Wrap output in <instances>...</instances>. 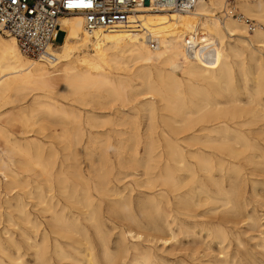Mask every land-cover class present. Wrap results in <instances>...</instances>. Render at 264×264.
Here are the masks:
<instances>
[{"label":"bare ground","instance_id":"bare-ground-1","mask_svg":"<svg viewBox=\"0 0 264 264\" xmlns=\"http://www.w3.org/2000/svg\"><path fill=\"white\" fill-rule=\"evenodd\" d=\"M225 2L200 0L188 11L145 4L128 17L125 25L110 30L87 31L82 14L65 15L58 20L65 32L62 43L48 46L45 53L33 58L21 52L13 35L0 32V108L11 105L7 113L12 120L26 123L29 118L42 115L36 131L43 133L52 125L59 126V131L47 137L57 139L64 150L77 151L82 147L88 151L86 172L77 162L73 163V172H67L57 161L53 143L48 147L37 139L23 143L10 137L0 126V138L8 147L6 155L0 154V171L7 183H17L18 174L9 168L10 164L35 171L37 177L33 205L44 214L47 227L30 217L25 204L19 202L16 206L20 221L30 224L32 229V235L24 229L21 233L33 249V264H158L150 247L142 249L138 243L129 244V239H144L142 231H147L144 240L169 243L181 232V227H173L176 219L170 212L164 213L165 227L127 226L128 230H119L115 242L110 240V230L100 227L97 210L101 203L96 207L98 201L93 192L114 196H120V192L110 186L106 150L102 149L103 153L96 156L90 149L96 145L98 136L91 132L87 135L84 130L82 109L78 105L86 106L85 95L104 94L103 104L110 110H114L111 102L120 103L122 109L114 111L123 114L117 119L118 124L129 129L127 140L135 147L143 143L144 158L134 159L143 164L141 183L150 190L157 182L164 186L158 195L167 205L171 193L177 205L181 201L176 193L183 184L178 171L190 172L191 180L203 173L217 187L213 192L199 184L204 199L218 200L223 194L225 203H229L233 195L225 191L222 180H214V171L219 172L220 178L238 179L242 175L241 166L228 158L245 157L248 150L259 151L258 157L264 162V0H234L235 7L242 12L239 13L257 20L252 31L240 16L222 11ZM233 65L237 67V75ZM248 74L253 75L252 89L245 83ZM240 88L248 94V108L239 105L236 96ZM138 96L144 98L136 103ZM257 109L261 115H257ZM140 112H145L146 117L143 135L135 120ZM158 112L162 114V126L156 120ZM113 114L98 118L89 111V119H102L101 124L113 123ZM194 146H198L195 151H187V147ZM188 157L195 160V165ZM162 159L164 165L158 169ZM27 185L28 180L19 181L20 187ZM56 194L83 209L84 217L71 213ZM149 199L155 201L156 197L150 195ZM128 204L125 200L112 205ZM81 218L93 227L82 223ZM133 223L139 224L136 220ZM222 232L218 231L219 237L225 239ZM1 233L0 229V264H4L1 254L11 262L25 264L19 254L12 259ZM261 242L264 247V237Z\"/></svg>","mask_w":264,"mask_h":264},{"label":"rangeland","instance_id":"rangeland-1","mask_svg":"<svg viewBox=\"0 0 264 264\" xmlns=\"http://www.w3.org/2000/svg\"><path fill=\"white\" fill-rule=\"evenodd\" d=\"M226 3L227 0L225 5ZM233 3L235 4L234 1ZM238 11L241 12L239 9ZM219 14H223V12L218 13V15ZM70 15L72 14H69L68 16ZM251 19L255 20L257 23L256 19ZM63 35L64 33L62 31L58 32L55 41L57 46L62 43ZM233 72L237 75V67L235 65H233ZM250 75L251 74H248L245 83L249 89H252L254 87V79L253 75ZM237 94L236 97L240 100L239 105H243V108H248L249 105L246 104L249 100L248 94L241 88ZM103 95L102 93H100V96L85 95L83 99L87 102L86 106L77 105L82 109V122L85 133L88 135V133L91 132L94 136L99 137H97L96 145L94 147L91 145L90 149H92V152L96 153V156H100L103 153L102 149L106 150V166L110 186L115 187L120 192V196L107 194L97 195L93 192L95 197L94 199L98 201L95 203L96 207L101 203L100 209L97 210L100 227H106L107 230H110V240L115 242L118 239V232L121 228L128 230V227H165L164 213L170 212V214L176 219L173 227H181V232L175 239L168 240L169 243H167V241L163 243L161 240L157 239L156 241L155 239L152 243L151 241L144 240L146 238L145 234L148 232L142 231V237L144 239L132 241L128 238L129 244L131 242L138 243L142 249L150 247L152 252L157 257L156 262L158 264H264V255H262L264 254V247L261 242V238L264 237V162H262L260 156L258 157L260 152L256 150H248L245 152V157L241 156L234 160L227 157L232 163L235 162L239 165V167L241 166L240 175H242L238 179L234 177L220 178L219 172L214 171V180L217 182H219V180L223 181L222 185L225 191H227L229 195H233L232 202L230 201L229 203H225L226 199L223 194L219 195L221 200L219 198L218 200H211L206 197L204 199V194L201 193V187L199 184L214 192L217 190L214 182L206 180L203 173H198V177L195 176V180H191V173L181 170L177 173L179 178L183 180V184L176 192L177 194H180L181 201L177 205L174 194L171 193L169 195L170 203L167 205L165 199L158 195L159 191L162 188H165L164 186H161L160 183L157 182L155 183L156 187L150 190L146 186L144 187L142 185L141 182L144 179L143 164L137 163L134 159L137 158L142 160L144 158L143 143H139L135 147L131 140H127L130 137L129 129L126 125L118 124L117 119L122 117L123 114H121L122 112L115 114L114 111L117 108L122 109V107H120V103L118 101L111 102V108L114 110H110L103 104V102H106ZM141 98L144 97L138 96L136 103H139V100H142ZM9 108H11V105L0 108V126L6 129L7 134H9L10 137L21 139V142L23 143L27 141L33 142L34 139H37L45 143V147H48L51 142L56 148L57 161L62 163V166L68 170L67 172H73L72 169L74 168L73 166L76 162L79 163L82 170L86 172V154L88 152L86 149L81 147L77 151L64 150L62 149V145L58 143L59 141L57 139L47 137L49 133L57 130L59 131V126L52 125L43 133H39L36 130L39 127V121L43 119L42 115L29 118L28 123L24 120L15 121L12 120V117L7 113ZM123 109L125 111L127 108L124 107ZM89 111H92V113L98 116V118L103 117L108 113H114L112 116L113 123L104 122L101 124L100 122L102 119H98L96 121L91 120L89 119ZM255 112L257 115L262 114L259 109L255 110ZM129 114H132V111H130ZM161 115L162 114L158 112L156 120L159 125L162 126ZM128 118L129 117L126 116L125 119L129 120ZM145 118V112H140L135 117V120L139 122V130L142 135L145 132ZM31 119H33V121ZM32 122L35 126H33ZM89 123L96 126L90 127ZM1 141L2 139L0 138V142ZM197 147L198 146L187 147L186 149L187 151L193 152L197 149ZM73 151L76 153V156H73ZM6 152H8V147L2 141L0 143V154L4 156L6 155ZM187 159L190 163L195 165V160L193 158L188 157ZM163 165L164 159L159 161L158 169L162 168ZM8 166L11 170L18 174L16 175L18 184L12 182L7 183V179L3 177V174L0 171V229L2 231L1 236L3 245L7 249L6 251L10 252L12 259L14 257L16 258L19 254L23 257L22 260L25 264H33V249L28 246L29 244L25 241L24 235L21 233V230L24 229L28 235H32V229L30 228V224L20 221V216L16 210V206L19 202L25 204V208L31 214L30 217L32 219L36 218L37 221H41L42 227H47L45 224L46 219L44 218V214H41L37 210L38 207H34L33 205L36 202V199L34 198V187L36 185L37 177L35 176V171H25V169L12 164ZM227 167L231 168V165H228ZM227 174H231V171H228ZM26 180H28V185L24 188L20 187L19 181ZM188 189H191V191H188ZM30 191L32 194H30ZM150 195H155L156 200L151 201L149 199ZM56 196L60 199V202L64 204L69 211H71V213L80 214L84 217V215H82L83 209H80L77 205L68 202L57 194ZM202 199L203 201H201ZM125 200L129 202L128 205L122 207L113 206L115 203ZM198 200H200V202ZM243 208L245 210H243ZM172 218L173 217H169V220H172ZM6 219L9 220V222L6 221ZM133 220H136L139 224L135 225ZM81 221L84 224L88 223V221H85L82 218ZM154 223H156L157 226ZM87 225L88 227H93L89 226V224ZM3 231H5V234ZM218 231H223L222 233L225 234V239H221V237H219L220 235L218 234ZM247 231L248 233H246ZM114 246L115 245L113 244V247ZM17 248H19V251H17ZM1 256L4 264H18L14 260L11 262V259L6 255L1 254ZM161 260H164V262Z\"/></svg>","mask_w":264,"mask_h":264},{"label":"built area","instance_id":"built-area-1","mask_svg":"<svg viewBox=\"0 0 264 264\" xmlns=\"http://www.w3.org/2000/svg\"><path fill=\"white\" fill-rule=\"evenodd\" d=\"M200 0H0V32L13 35L22 53L39 57L48 46H55L60 28L59 18L69 14H82L87 31L116 29L127 23L128 17L145 4L154 8L169 7L188 11ZM227 0L223 12L240 16L249 31L255 20L244 17ZM63 35V38H64ZM63 40V39H62ZM154 44L151 41V45ZM191 44V42H188Z\"/></svg>","mask_w":264,"mask_h":264}]
</instances>
